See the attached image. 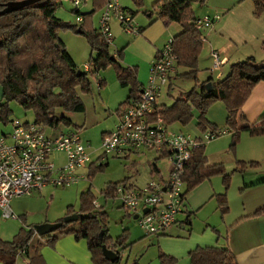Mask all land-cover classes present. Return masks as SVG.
<instances>
[{
    "label": "trees",
    "instance_id": "obj_1",
    "mask_svg": "<svg viewBox=\"0 0 264 264\" xmlns=\"http://www.w3.org/2000/svg\"><path fill=\"white\" fill-rule=\"evenodd\" d=\"M22 1L24 0H0V11L4 10L8 3ZM62 1L43 0L0 16V85L3 88L0 123L4 125L15 121L11 119L13 114L11 102H17L25 110L33 111L35 123L53 129H57L62 123H71L66 116H58V110L66 113H85L86 105L82 96L93 94V83L90 74L80 69L67 51L59 36L61 30H73L76 33L80 30L81 34L87 37L92 51L89 63L96 72H104L110 67L115 69L120 85L130 89L129 97L122 107L136 99L142 90L143 86L138 80V69L123 65V51L117 52L115 56L110 46L102 39L99 30L93 28L94 15L106 6L107 0H89L92 6L89 12L74 9L76 17L83 19L80 25L66 23L57 17V10ZM207 1L159 0L153 6V9L159 12V20L177 23L182 28L181 33L173 38L177 55L176 72L174 76L172 75L174 79L180 77L198 81L199 59L205 41L204 32L208 29L195 28L197 17L192 7L195 3L204 5ZM252 1L255 6L254 14L260 18L264 15V0ZM133 2L137 7L144 6V0ZM129 12L136 16L133 11ZM140 30L142 34L143 29ZM179 69L187 71L179 74L177 72ZM261 82H264V61L259 63L254 58H248L231 65L230 72L225 77H220L216 81L209 79L199 85L200 89L197 86L189 92L180 93L171 105H157L153 117L154 119L161 117L169 125L180 123L185 126L194 119L196 108L200 112L197 126L205 132L208 130V123L210 124L207 119L209 108L216 102H224L227 110L226 125L235 130L232 143L234 150L242 131H247L252 136H264V116L255 124L241 129H238L237 124L239 111L250 97L253 87ZM99 83L100 88H103L105 81L100 78ZM209 83L213 86L211 92L206 88ZM172 89L171 85L170 90ZM239 165L238 171L244 172L247 163L239 162ZM249 165L254 167L257 163L251 162ZM216 175L223 176L228 190L231 175L225 170L224 165H208L205 145L195 149L192 160L186 167L185 194H190L201 183ZM121 183L123 182L111 184L108 192L111 193ZM217 199L221 213L227 214L229 211L227 194L217 196ZM94 203L90 190L83 193L77 222L64 223L56 232L40 235V239L36 241L34 227L30 230L23 228L11 242L0 239V263L17 264L19 252L25 249L29 264H45L41 254L44 246L54 247L62 236L75 235L77 239L88 241L94 264H123L119 249L129 247L126 243L128 230L113 242L108 236L107 225H102L103 218L97 216L104 213L98 212ZM262 212L263 210L258 211L256 215ZM103 231L104 236L101 240L100 234ZM217 236L221 237L219 232ZM103 245L118 252L120 258L116 262L107 260L103 255ZM160 257L163 264L173 261V258L165 254ZM189 258L191 264H239L234 253L226 246L198 247L189 253Z\"/></svg>",
    "mask_w": 264,
    "mask_h": 264
},
{
    "label": "crops",
    "instance_id": "obj_2",
    "mask_svg": "<svg viewBox=\"0 0 264 264\" xmlns=\"http://www.w3.org/2000/svg\"><path fill=\"white\" fill-rule=\"evenodd\" d=\"M132 1L133 0H120V5L124 9L133 11L131 9L133 6ZM158 1L159 0H144V8L142 9L146 10V12H150L148 10L149 7L154 6ZM205 8L210 15L217 14L221 16L219 22H217L211 29L204 32V46H207L210 50V59L213 60L214 63L213 54L217 53L223 62L220 70L221 74H224L225 72L228 74L230 72L231 65L245 61L248 58H254L256 61H264V15L260 18L255 16V6L252 0H208V3L205 4ZM89 11H91V9L88 10V12ZM150 13H152V11ZM148 17L151 21L144 19L141 24L139 23L138 26L143 29V33L137 38H126L124 36L125 34L121 31V26L114 22L116 23L115 29H117L112 53L115 54L123 51L122 64L126 67H134L138 69V80L142 86H145L148 83L150 69L153 62H155L158 57L159 52L163 50L170 39L174 38L182 31L181 28L179 32L174 30L172 33V22L166 23L160 21L161 23H153L154 19H152L151 14L148 15ZM97 18L98 16L95 20H93V25L95 21H97ZM99 21L100 20L98 19V23ZM109 71L100 72L99 75V77L105 81V85L103 87L104 93L106 92V88L108 89L111 87L114 88L115 91L120 92L121 90L117 88V85L120 86V83L115 72L112 69L111 71L114 73ZM210 72H214L213 66L211 67ZM174 82L175 79L172 77L170 86L166 91V94L169 97L172 95L173 89L170 90V87L172 85L174 88ZM0 95V102H2L3 90L1 85ZM128 97L129 93L115 104L110 98L106 99L103 95V105L108 108V110H110L109 107L113 108V104L114 108L119 106L116 111V113L118 112L117 122L127 106L122 107V104L125 103ZM164 97L165 96H163V98ZM163 98L160 99L158 105H166V97L165 99ZM262 116H264V82H261L253 87L250 97L239 111L237 115L238 129L255 124ZM208 120L214 128L219 127L217 120H213L209 117ZM225 127L226 128H222L229 129L227 125ZM58 128H47V135L49 137H54L61 133H69H59ZM109 132L111 131H104L102 135L104 136ZM231 133L224 137L210 141L205 145L208 165L213 166L226 162V155L233 150V133ZM242 135H240V138ZM87 146L90 147V145ZM234 150L236 151V149ZM256 150V148L248 146H246V148L243 147L240 152L237 151L236 160L243 163L255 162L256 159H254V155ZM56 156H58L55 158L56 167L60 168L64 166L67 162V157L62 153H58ZM160 158L161 157H159V159ZM238 168L239 167H236L234 171H238ZM170 169L171 166L168 169V175L166 176L164 175V172L158 168L156 163L153 167L152 175L153 177L157 175L159 179L166 180L169 176ZM85 170L87 169L85 168ZM238 173L245 175L242 176L243 180L239 186L241 197L244 199L249 191H252L250 189L255 190L253 192V196L246 197L242 211L238 212V216L240 215V217H237V219L229 226H227L229 220L227 217V219H224V225L217 224L215 222L213 223L210 220L205 221L203 224L206 225V229L203 234L199 232L196 233L192 227V215L197 213L196 211L200 210L207 200L216 198L218 203L217 196L227 194L225 189H219L214 185V178H212L201 183L190 194H185L184 209L178 216V222L171 227L166 234L162 236H151L149 238L143 236L140 237V239L135 237L136 241L133 243L144 241L147 238L149 243L147 245L146 255H149V251H151L150 257L153 259H159L162 254H165L173 259H185L182 264H191L187 260V256L194 249L198 247L213 246L229 247L236 256L239 264H264V212L256 215L258 211H264V171H261L259 176L256 174H249L248 169L244 172L238 171ZM132 185L138 187L134 184ZM48 187H46L43 191L36 193L41 194L48 191L50 189ZM185 191L186 183L184 193ZM82 194L83 193H81V195ZM11 206L14 213L18 215V220L12 221L2 219L0 213V239L8 242L13 241L23 228L30 230V228L33 227L35 229L38 225L61 222V220H63L62 216H70L72 213L69 214V211L73 208L70 206L68 212L61 213L60 215H54L53 217H51L49 213H46V215L44 214L45 216L41 219H34L35 212H30L29 209H26L25 202L21 201V197L13 199ZM253 222H256L255 229L251 231L244 230L243 227H245V225H250V223ZM137 225H139V223ZM209 227H212L213 231L208 230ZM240 227L241 229L239 230ZM126 230H128L129 236L130 226ZM223 230H225V232H223ZM216 231L219 232L221 237L217 236ZM37 234L38 233L36 232L34 237L35 240L40 239V235ZM41 254L45 264L93 263L92 255L89 251L88 241L86 239H77L75 235L62 236L56 242L54 247L44 246L41 250Z\"/></svg>",
    "mask_w": 264,
    "mask_h": 264
},
{
    "label": "built area",
    "instance_id": "obj_3",
    "mask_svg": "<svg viewBox=\"0 0 264 264\" xmlns=\"http://www.w3.org/2000/svg\"><path fill=\"white\" fill-rule=\"evenodd\" d=\"M86 2L73 0L77 9ZM220 19V15L196 18L195 28L210 29ZM76 21L80 25L83 19L77 17ZM113 21L119 22L126 34L133 37L141 35L135 17L120 5V0H107L99 21V32L107 45L114 43ZM213 59V71H220L223 62L219 54L214 53ZM176 64L172 38L153 62L148 83L142 87L138 97L127 104L115 129L103 136L101 161L110 156H129L146 149L156 152L171 164L166 180L151 181L144 188L123 182L111 193L107 192L108 196L111 194L119 199L127 212L137 216L136 220L146 236H162L178 222V216L184 209L186 167L192 160L194 150L231 133L229 129L215 128L207 130L201 137H195L183 131L170 130V125L161 117L154 119L155 107L170 86ZM83 70L93 79L99 78L100 73L94 70L92 64H85ZM58 153L67 157L66 164L60 168L56 167L55 162ZM90 156L89 146L82 142L76 132L49 137L47 127L15 120L12 132L0 137L2 219H19L11 206L15 198L41 192L50 184L56 187L71 186L86 179L79 171L91 162ZM146 209L148 212H144ZM23 253L25 249L19 255Z\"/></svg>",
    "mask_w": 264,
    "mask_h": 264
},
{
    "label": "rangeland",
    "instance_id": "obj_4",
    "mask_svg": "<svg viewBox=\"0 0 264 264\" xmlns=\"http://www.w3.org/2000/svg\"><path fill=\"white\" fill-rule=\"evenodd\" d=\"M87 2L82 4L80 8L81 11L88 12V10L92 9L91 2L89 0H87ZM132 3L133 6L131 9L136 14L135 20L138 25L139 23L141 24L144 19L151 21V19L148 17V15L151 14V11L154 13L152 17V19H154L153 23L162 21L158 19L159 12L155 11L153 6L149 7L148 10L150 12H146V10L142 9L144 6L137 7L133 1ZM74 9H76V6L74 5L73 0H63L62 4L57 10V17L66 23L76 25L78 23L76 21L77 17L73 13ZM192 9L197 18H203L210 15L209 12L206 11L205 4L201 5L195 3L193 4ZM102 11L103 9L94 15L93 20H95L98 16L97 21H95L93 25V28L96 30H99L98 19L100 20ZM216 15L217 14L210 16L213 17ZM114 22L118 24L119 22L113 21L111 23L112 32L116 38L117 28L115 29L116 23ZM172 24V33L174 30H177V32L181 30V27L177 23ZM121 31L125 34L123 35L126 38H137L126 34L122 27ZM59 36L67 51L74 58L79 68H84L85 64L89 63L91 57V46L87 37L82 34H78L73 30H61ZM113 45L114 43L110 46L112 52L114 48ZM209 51L210 50L207 46L203 47L199 59V73L197 75L198 81L196 79L186 80L177 77L174 82L175 86L172 90V95L170 97L167 96L166 91L168 88L164 91L163 96L166 97V105H171L174 99L179 97L180 93L189 92L197 86L198 89H200L199 85L201 86L202 82L208 81L209 79L216 81L219 78V74H221L220 71L210 72L214 63L213 60L210 59ZM258 61L262 62V60ZM111 69L116 74V71L113 67L108 68L106 71L108 72L110 70L109 72L114 73L111 71ZM186 71V69H179L178 73L181 74ZM224 74H221V77H225L227 75L226 72ZM90 79L93 83V94L82 96V99L86 105L85 113H66L63 110H58L57 112L58 116H66L71 121L70 124L62 123L58 128L59 133L76 132L81 135L82 142L85 143L86 146L90 145L89 153L92 154L90 156L91 165H89V163L86 167L87 170L82 168V171L79 172L81 175H84L86 179L71 186L56 187L55 185L50 184L48 185V188H50L48 191H45L41 194L34 192L31 196H22L21 201L25 202L26 209H29L30 212H35L34 219H41L46 215V213H49L51 217L54 215H60L61 213L68 212L70 206L73 207L71 208V215H77L81 210V193L90 190L94 197L96 210H98V212L104 213V215L99 214L97 216H99V218H103L104 223L102 225H107L108 236L112 238L113 242L124 235V231L130 226L128 236L129 240L126 239V243L129 247L124 250L119 249L122 262L125 264H134L135 262H140L139 264H163L161 257H159V259H153L150 257L151 251H149V255H146L147 245L149 243L147 238L151 236H146L141 227L137 225L138 221L134 219L135 217L123 208L119 199L114 198L111 194L108 196L107 192L111 184L124 181H128L140 188H144L149 185L151 181L159 180L157 175L154 177L152 175V170L156 163L158 168H160V170L164 172V175L166 176L168 175V169L170 168L171 164L165 158L159 159V155L156 152L146 149H140L137 153H132L129 156H110L101 161L102 158L100 159V157L103 153L102 134L104 131H113L115 129L118 120V112L116 113V111L119 107L117 106L114 108L113 104V108L109 107L110 110H108V108L104 107L103 105V95L106 97V99L110 98L111 101L116 104L120 99H122V97H125L129 93V88H123L121 85V87L117 85V88L121 90L120 92L115 91L114 88L111 87L108 89L104 88L106 90L104 93L103 88H100V77L96 80L90 76ZM165 97L163 99H165ZM10 107L13 111L11 119L21 121L22 123H32L35 121L34 112L31 110H25L19 103L11 102ZM226 113L225 103L219 101L209 108L207 112V119L209 117L213 120H217L219 123L218 128H226ZM199 115V110L195 108L194 119L189 124L185 126L180 123L171 124L169 129L173 131H184L194 136H202L203 131L197 126ZM213 127L214 126L208 123V129ZM12 130L13 123L10 122L7 125L0 123V137L3 136V134L11 133ZM229 130H231L234 135V130L231 128H229ZM240 135H242V137L237 140V145L235 148L236 151L231 150L229 154L226 155V162L223 163L225 170L231 175L228 190H226V184L222 175H216L213 177L214 185L219 189H225L227 192L229 211L227 214H222L221 210L218 208L216 198L207 200L204 206L200 210L196 211L197 213L192 215V227L196 233L199 232L203 234L205 232L206 225L203 223L207 220H210L213 223L215 222L217 224L224 225V219H227L228 217L229 220L227 226H229L237 219V217H240V215L238 216V212L242 211L246 197L254 195L253 192L255 189H250L252 191H249L244 199L241 197L239 186L243 180L242 176L245 175H241L238 173V171H234L236 167H240L239 162L236 160V154L237 151L240 152L243 147L246 148V146L256 148L257 150L255 151L254 159H256L255 162L257 165L252 167L249 165V163H247V168L245 170L248 169L249 174H256L259 176L260 172L264 171V136H252L247 131H242ZM57 157L58 156H56V158ZM65 218L66 216H62L63 220ZM75 222H77V220L73 223ZM255 227L256 222H253L250 223V225H245L243 228L244 230L251 231L255 229ZM240 229L241 227L239 230ZM208 230L213 231L212 227H209ZM223 232H225V230H223ZM143 236L147 237L146 240L133 243L136 241L135 237L140 239V237ZM184 260L173 259V261L168 264H182ZM187 260L191 263L189 255L187 256ZM17 264H28V256L26 253L18 256Z\"/></svg>",
    "mask_w": 264,
    "mask_h": 264
},
{
    "label": "water",
    "instance_id": "obj_5",
    "mask_svg": "<svg viewBox=\"0 0 264 264\" xmlns=\"http://www.w3.org/2000/svg\"><path fill=\"white\" fill-rule=\"evenodd\" d=\"M40 1H43V0H24L22 2L8 3V4H6L4 10L0 11V16H3L7 13L17 11L19 9L33 5V4L38 3ZM78 33L81 34V31L78 30ZM206 88H207L208 92H211L213 90L212 83L207 84ZM144 212H148V210L146 209ZM78 218H79L78 214L66 216V218L63 220V222L54 223V224L48 223V224L38 225L35 227V230L39 235H49V234H52V233L56 232L57 230H59L64 225V223L65 224L73 223L74 221L78 220ZM134 219L136 220L137 216H135ZM103 236H104V231L101 232V234H100L101 240L103 239ZM102 251H103L104 257L111 262H116L121 256V255L119 256L118 252L108 248L106 245H103Z\"/></svg>",
    "mask_w": 264,
    "mask_h": 264
}]
</instances>
